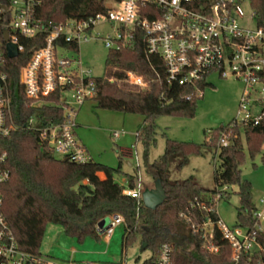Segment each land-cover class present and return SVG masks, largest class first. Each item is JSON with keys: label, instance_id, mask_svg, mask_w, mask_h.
Here are the masks:
<instances>
[{"label": "trees", "instance_id": "16d2710c", "mask_svg": "<svg viewBox=\"0 0 264 264\" xmlns=\"http://www.w3.org/2000/svg\"><path fill=\"white\" fill-rule=\"evenodd\" d=\"M252 9L256 25L264 28V0H252ZM102 11V0H41L36 17L44 24H60L69 18L80 19ZM35 47L33 42L25 43L23 52L16 59H6L3 67L11 85L13 117L19 130L8 138L0 137V152L7 154L6 168L10 172L9 181L0 184L1 211L18 248L41 255L39 248L48 224L62 227L67 236L80 241L87 237L99 240L98 222L111 215H120L124 219L123 249L139 243L141 251L150 252L142 264H154L159 248L165 242L173 245L172 264H230L231 250L218 231L214 232L212 243L219 251L211 254L202 248L200 235L191 229L192 223L200 224L208 216L216 221L217 214H207L191 206L195 202H204L215 208L211 198L224 187H237L239 207L235 228L254 231L256 208L252 203V186L241 178L244 156L240 133H244L250 157L260 154L264 144V115L256 126L233 122L221 127L210 134L209 141L199 146L166 139L164 153L150 162L149 152L157 135L155 118H193L200 98L192 87L167 84L163 62L156 57H146L141 34L134 37L130 46L120 51H108L103 77L93 78L96 93L92 101L96 109L143 117L135 138L142 147L144 170L153 183L160 180L166 194L160 207L148 210L142 200L138 204L124 195L125 186L114 180L115 174L120 173V166L113 169L93 160L75 164L66 158H51L47 143L40 141L39 133L23 128L31 117L36 118L40 127L63 121L58 96L37 105L25 98L19 85L20 69ZM127 72L142 77L147 89L141 90L127 83ZM208 86L211 84L202 82L197 88L203 92ZM223 134L233 146L218 148ZM206 154L217 155L220 162L213 173V188L202 187L193 177L175 178V174L189 164L191 156ZM262 159L264 161V154ZM100 173L104 175L103 180L98 176ZM135 179L136 175L127 177L129 189L135 188ZM228 197L229 194L223 191L222 199ZM256 236L262 250L242 256L238 264H264V233H256Z\"/></svg>", "mask_w": 264, "mask_h": 264}, {"label": "built area", "instance_id": "2783aa9c", "mask_svg": "<svg viewBox=\"0 0 264 264\" xmlns=\"http://www.w3.org/2000/svg\"><path fill=\"white\" fill-rule=\"evenodd\" d=\"M102 3L103 11L93 16L44 24L36 17L41 0H0L1 138H8L19 130L13 117L11 85L3 71L9 59L6 45H15L19 56L25 43L33 42L36 47L20 69L19 85L25 98L37 105L58 96L63 121L40 127L36 118L31 117L23 128L39 133L40 141L47 143L51 158H66L75 164L92 161L76 135L79 111L96 93L91 70L77 56L79 45L99 41L107 51H120L130 46L138 34L143 36L146 57L163 62L169 86L192 87L201 98L197 85L209 84L211 75L238 81L243 91L238 101L239 121L234 123L259 124L264 115V28L256 25L254 12L248 15L240 0H102ZM69 53L74 56L67 57ZM125 80L141 90L147 89L143 78L132 72L126 73ZM120 135L112 132L114 139ZM230 143L223 134L218 148H227ZM6 162L7 154L0 152V184L10 179ZM126 185L123 194L139 204L144 191L140 177L135 188L129 189ZM223 191L226 187L210 201L217 204ZM2 205L0 195V264H76L56 263L20 250L1 211ZM260 205L264 207V199ZM194 207L207 214H217L215 208L204 202H195L191 208ZM253 216L254 231L228 228L219 218L212 221L209 216L200 224L192 223L191 229L200 235L202 248L211 254L219 251L212 243L214 232L218 231L231 250L230 264H238L242 256L262 250L256 233H264V208L256 209ZM106 218L107 226L102 230L96 227V233L108 241L115 228L124 225V219L120 215ZM172 255L173 245L165 242L154 264H172Z\"/></svg>", "mask_w": 264, "mask_h": 264}, {"label": "rangeland", "instance_id": "374dc122", "mask_svg": "<svg viewBox=\"0 0 264 264\" xmlns=\"http://www.w3.org/2000/svg\"><path fill=\"white\" fill-rule=\"evenodd\" d=\"M244 11L250 15L253 12L252 0H240ZM98 29H103L99 27ZM107 31V29H106ZM108 51L101 42L92 41L79 45L78 57L84 67L91 70L94 78L104 75L105 60ZM72 57L74 54H66ZM211 86L206 87L202 97L197 100L193 118L182 116H159L154 122L157 126L156 143L150 149L149 161L152 162L164 153L166 139L192 143L199 146L209 141L210 134L221 127H226L238 118V101L243 91L242 83L233 79H220L216 75L208 77ZM78 127L76 135L87 150L89 156L96 162L116 169L114 180L119 185H125L128 176L136 175L142 181L143 188H153V181L146 175L142 161V147L136 143L135 134L143 123V117L138 114H123L103 109H96L92 100L87 101L79 111L76 119ZM123 133L115 140L112 132ZM243 147V164L241 178L252 186V203L257 210L264 207L260 200L264 199V144L262 152L251 158L245 141L244 133H240ZM55 159H58L57 157ZM220 165L217 155L191 156L189 164L179 173L177 179L193 177L205 188H213V173ZM127 187V185H126ZM237 187H226L227 199H221L215 204L219 220L228 228L236 226V210L239 198ZM108 219H101L97 227L104 229ZM124 225L115 228L109 241L105 238L87 237L83 241L67 236L62 227L48 224L45 228L39 252L42 256L56 263L72 262L76 264H142L150 256L149 251H141L139 243L123 249L121 237Z\"/></svg>", "mask_w": 264, "mask_h": 264}, {"label": "water", "instance_id": "95a60500", "mask_svg": "<svg viewBox=\"0 0 264 264\" xmlns=\"http://www.w3.org/2000/svg\"><path fill=\"white\" fill-rule=\"evenodd\" d=\"M4 40H8V36L4 33ZM7 57L9 59H15L18 56L17 48L15 45L8 43L6 45ZM233 146V142L230 143V147ZM142 202L146 209L156 210L160 207L166 199L164 188L159 179H156L153 183V188L144 189L142 192Z\"/></svg>", "mask_w": 264, "mask_h": 264}, {"label": "crops", "instance_id": "0c3cea01", "mask_svg": "<svg viewBox=\"0 0 264 264\" xmlns=\"http://www.w3.org/2000/svg\"><path fill=\"white\" fill-rule=\"evenodd\" d=\"M112 134V133H111ZM121 135H123V133H121ZM121 135L119 136V138L121 137ZM119 138H117V139H119ZM117 139H115V140H117ZM93 160V159H92ZM94 161V160H93ZM95 162V161H94ZM99 178L101 179V180H103L104 179V175L102 174V173H100L99 175ZM125 184H126V181L124 182ZM109 241V240H108Z\"/></svg>", "mask_w": 264, "mask_h": 264}]
</instances>
